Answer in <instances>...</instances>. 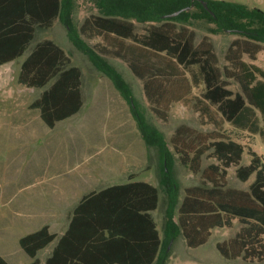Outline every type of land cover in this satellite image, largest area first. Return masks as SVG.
Masks as SVG:
<instances>
[{
    "label": "trees",
    "instance_id": "16d2710c",
    "mask_svg": "<svg viewBox=\"0 0 264 264\" xmlns=\"http://www.w3.org/2000/svg\"><path fill=\"white\" fill-rule=\"evenodd\" d=\"M203 1L207 9L199 0H90L95 13L74 29V0H0V66L23 56L17 84L41 90L28 108L38 110L43 123L53 129L83 106L82 72L70 65L60 46L43 40L25 55L36 28H50L58 20L69 29V41L129 106L145 146L157 151L162 161L159 186L168 197L162 237L152 215L159 188L137 180L136 174L130 173L124 183L86 193L62 235L43 226L19 239L29 264H41L37 253L54 242L43 264H157L165 245L177 236L188 249H196L208 242L213 229L232 228L235 221L238 230L216 243L217 252L226 260L264 264V159L224 131L228 124L258 136L264 144V70L253 63L264 45V12L223 0ZM186 7L190 10L165 17ZM194 21L241 37L230 43L223 69L207 36L196 43L189 27ZM137 24L143 31H137ZM82 36L98 40V53L126 63L142 82L158 119L166 121L175 103L196 113L200 124L213 130L192 136L193 129L180 126L171 137L170 150L163 134L137 109L129 84ZM231 81L240 91L229 88ZM245 152L250 159L243 165ZM173 154L201 179L200 185L186 187L181 199L170 171ZM204 155L213 160L205 167ZM230 167L243 183L254 177L248 189L227 186ZM0 264L8 263L0 256Z\"/></svg>",
    "mask_w": 264,
    "mask_h": 264
},
{
    "label": "rangeland",
    "instance_id": "374dc122",
    "mask_svg": "<svg viewBox=\"0 0 264 264\" xmlns=\"http://www.w3.org/2000/svg\"><path fill=\"white\" fill-rule=\"evenodd\" d=\"M89 1L74 0L71 15L74 29L80 26L86 16L95 13ZM223 1L264 12V0ZM136 27L138 32L143 31L142 26L137 24ZM189 27L195 33L196 43L204 36L209 38L218 59V66L223 69L227 65L225 53L233 40L241 38L239 34L218 31L213 24L205 21H194ZM68 34L69 29L58 20L50 28H36L34 38L25 52L27 55L37 43L51 40L65 51L70 65L79 67L82 72L81 110L56 123L53 129L43 123L38 110L27 108L41 90L28 89L16 82L23 56L0 67V256L8 264L31 262L18 244V238L25 233L21 226L31 219L26 218L27 211L31 213L38 211L35 207L45 209L43 206H52L51 203L56 198L54 188L57 184L62 189L71 184V191L75 190L77 197H80L89 191H98L109 185L125 182L127 176L134 173L137 180L147 181L159 188L158 207L152 215L163 237L168 197L159 186L162 161L154 148L145 146L129 106L111 81L101 75L88 56L69 41ZM81 39L122 75L131 88L137 109L148 123L163 134L170 150L171 137L180 126L193 129L195 132L192 136L213 130L211 126H202L198 115L180 104L171 105L166 121L158 119L146 100L142 82L130 72L126 63L98 53L95 48L97 39L89 40L83 36ZM244 59L250 61L247 56ZM253 63L264 70V45ZM229 88L240 91L234 81L230 82ZM195 92L198 93V90ZM224 131L264 159V144L258 136L235 130L228 124L224 125ZM205 155L202 158L203 167L213 162ZM249 159L245 152L241 164L246 165ZM170 171L180 199L186 187L201 184L200 175H194L182 166L177 155L173 156ZM253 178L251 176L243 183L236 178L235 167L227 170V186L231 188L248 189ZM48 179L51 180L47 181ZM63 211L62 216L65 215ZM62 216H56V220L65 224ZM238 228L239 224L235 221L232 228L214 229L208 242L197 249H188L183 238L177 236L165 245L162 258L157 264H262L248 263L241 259L228 261L217 252L216 242L232 237ZM59 229L55 230L58 236ZM51 246L38 252L37 258L41 264L50 255Z\"/></svg>",
    "mask_w": 264,
    "mask_h": 264
},
{
    "label": "crops",
    "instance_id": "0c3cea01",
    "mask_svg": "<svg viewBox=\"0 0 264 264\" xmlns=\"http://www.w3.org/2000/svg\"><path fill=\"white\" fill-rule=\"evenodd\" d=\"M11 63V62H10ZM10 63H7V64H10ZM3 66V65H2ZM1 67V66H0ZM40 94V93H39ZM39 97V95H38ZM37 97V98H38ZM36 98V99H37ZM35 100V99H34ZM33 100V101H34ZM32 101V102H33ZM31 102V103H32ZM29 103V104H31ZM29 104L27 105V108L29 106ZM29 109V108H28ZM51 179H48L47 181H49ZM125 182H126V179H125ZM124 183V181L122 182ZM121 184V183H120ZM113 185V184H112ZM30 184L27 185V187H29ZM110 186V185H109ZM71 184H69L67 186V188H64L62 189L60 187V185L58 186V184L56 185V188H54V190L56 189V198H54V203H51V207L49 206L48 208H46L45 206H43L45 209H40L38 207H35L34 209L38 211H31V213L28 212V214L26 215V218H31L28 220V222H24L21 226V228H23L22 230H24V235H21L19 238H18V241L21 237L27 235V234H30V233H33L35 231H38L39 229H41L43 226H48V230L50 233H54L56 234V229H59V236L62 235L64 233V231L67 229V226H68V222H69V218L71 216V213L73 211V209L75 208V206L77 205V203L79 202V200L81 199V197L83 195H81L80 197H77V194L75 192V190L71 191ZM74 188V187H73ZM75 189V188H74ZM246 190V189H244ZM91 192V191H89ZM87 192V193H89ZM86 194V193H85ZM32 207V206H31ZM40 209V210H39ZM62 210H64L63 212H65V215L62 216ZM25 212V211H24ZM61 213V214H60ZM56 216H62V219H65V224H63V222L61 220H56ZM20 228V229H21ZM214 230V229H213ZM212 230V231H213ZM235 234V233H234ZM212 235V234H211ZM230 237H228L227 239H229ZM226 240V239H224ZM223 240H220L218 242H221ZM217 243V242H216ZM49 245H52L51 246V252H52V249L55 245V242L54 243H51ZM48 245V246H49ZM46 246V247H48ZM204 246V245H203ZM45 247V248H46ZM44 248V249H45ZM199 248V247H198ZM197 249V248H196ZM43 250V249H42ZM40 252V251H39ZM50 252V254H51ZM38 254V253H37ZM50 256V255H49ZM48 256V257H49ZM222 257V256H221ZM226 260V259H225ZM45 261V260H44ZM230 261V260H228ZM44 263V262H43Z\"/></svg>",
    "mask_w": 264,
    "mask_h": 264
},
{
    "label": "water",
    "instance_id": "95a60500",
    "mask_svg": "<svg viewBox=\"0 0 264 264\" xmlns=\"http://www.w3.org/2000/svg\"><path fill=\"white\" fill-rule=\"evenodd\" d=\"M199 1H200L201 4L204 6V8L207 9V4H206V2L203 1V0H199ZM189 10H190V7H186V8H184V9H182V10H179V11H177V12H174V13H172V14H169V15H167V16H165V17H175V16H177L179 13H181V12H183V11H189Z\"/></svg>",
    "mask_w": 264,
    "mask_h": 264
}]
</instances>
